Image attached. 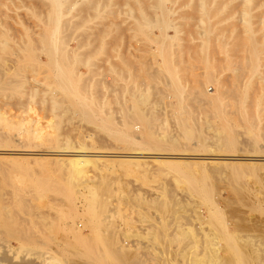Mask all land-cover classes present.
<instances>
[{
    "label": "rangeland",
    "instance_id": "1",
    "mask_svg": "<svg viewBox=\"0 0 264 264\" xmlns=\"http://www.w3.org/2000/svg\"><path fill=\"white\" fill-rule=\"evenodd\" d=\"M144 1L145 8H141L139 0H103L100 4L107 5L105 11L99 12L93 7L80 12V5L89 7L91 0H66L62 6L65 13L60 14L51 0H0V135L8 136L13 149L21 143H31L32 147L25 149L33 153L80 148L86 153L96 151L100 153L97 163L102 166L99 170L90 163L79 173L67 160L56 162L51 155L29 154V151L0 155L2 203L13 205L11 194L17 184L23 188L21 196L28 198L30 213L34 214L31 222L27 219L23 222L31 227L33 241L29 239L30 243L19 237L21 226L3 228L0 225V264H31L33 258L36 264H128L122 259H109V251L120 247L126 252L124 256L128 254L127 261L135 255L141 264H158L159 261V264H190V261L195 264L212 251L215 257L229 256L225 241L218 238L220 230L224 229L222 223L227 232L238 236L237 242L240 246L243 244L244 252L249 250L246 253L253 255L257 246L264 247L261 239L264 237V0H210L213 12L201 8L198 0ZM56 21L58 28L54 30ZM66 21H71L70 25L61 27ZM49 40L53 41L54 49L57 48L59 58L64 48L68 56L70 54L69 88L62 89L58 72L47 67ZM255 43L262 46V53L254 72L249 60ZM27 46L30 51L25 55ZM170 51L173 56H165V52ZM207 73L211 74V81L206 80ZM20 75L27 79L25 87L17 84ZM163 82L183 86L184 98L191 101L196 100L198 84L208 94L213 93L216 86L222 93L220 99L231 103L222 108L226 120L211 116L204 104L193 102L187 107L191 110L189 113L197 116L189 125L193 131L203 133V143L208 146L207 150L195 151L206 156L195 152L187 156L225 155L213 152L218 149L211 135L224 132V124L229 123L231 131L237 135L235 155L260 159L235 164L239 168L236 177L231 179L232 184L226 174L230 170L217 166L224 163L223 160L186 159L184 161L200 162L192 163L193 166L182 162L178 166L181 171L164 164H152L150 159H140L142 163L135 159L116 163V158L109 157V153L150 151L147 144L128 142L132 138L109 135L121 130L127 121L142 124L134 119L137 106L130 102L134 93L139 99L151 102L140 109L142 115L152 112L153 132H180L173 118L180 109L174 103L180 98L162 89ZM239 92L243 94L240 97ZM79 96L89 102V110H94L88 113L93 116L91 120L76 111L75 101ZM241 97L249 102L240 105ZM158 102L170 104L160 107ZM158 112L165 116L158 119ZM248 123L252 127L246 128ZM8 124H15L17 128L9 129ZM21 125L22 132L31 134L38 130L39 137L20 136L18 126ZM184 143L194 146L195 140ZM110 158L113 162L107 160ZM39 176L48 177L52 187L71 190L70 202L73 200L75 206L69 205V200L64 202L68 207L73 205L81 216L76 214L73 219L76 210H70L73 220L60 219V209L67 208L69 212L64 196L52 190L38 196L39 189L24 185ZM103 177L105 189L95 192ZM94 194L96 199L89 202ZM58 195L62 197L59 203L53 201V198L60 199ZM58 206L60 209L56 208ZM40 211L52 212L64 223L52 214H48L52 218H41ZM86 218L91 221L87 222ZM47 220L58 221L54 231L61 224L64 228H58L56 235L53 230L50 234L48 226L56 222L52 225V221L47 222V225ZM213 224L220 228L219 232ZM177 229L183 230V240L178 235V239L171 241L172 237L166 233ZM158 230L165 231L162 238ZM45 232L51 236L49 239L45 238ZM71 234H77L78 239ZM178 251L182 252L181 256L177 255ZM190 257L194 258L190 260ZM250 261L255 262V259L250 258Z\"/></svg>",
    "mask_w": 264,
    "mask_h": 264
},
{
    "label": "bare ground",
    "instance_id": "2",
    "mask_svg": "<svg viewBox=\"0 0 264 264\" xmlns=\"http://www.w3.org/2000/svg\"><path fill=\"white\" fill-rule=\"evenodd\" d=\"M52 2H53V5H54V7H55V10H56V12L57 13H60V14H64L65 13V10H64V8L62 7L63 6V4L66 2V0H51ZM103 0H91V2H90V5H89V7L87 6V7H85L84 6V4H81L80 5V12H83L84 10H86V9H88V8H96V10H98L99 12H101V11H105L106 10V8H107V5L105 4V3H101L100 4V2H102ZM139 2H140V5H141V8H142V6L144 7L146 4H145V1L144 0H139ZM72 4H74V3H72ZM76 4V3H75ZM98 4V5H97ZM198 5L201 7V8H203V9H208V11H210V12H213V7H212V5H211V1L210 0H198ZM73 6V5H72ZM68 8V7H67ZM145 8V7H144ZM73 8H71L70 9V11L72 10ZM140 9V8H139ZM69 10V9H68ZM141 10V9H140ZM108 12H112L111 10H108ZM168 12V11H167ZM55 13V12H54ZM58 17H59V14H58ZM158 18V17H157ZM59 21V20H58ZM70 22L71 21H66V22H62L60 25H61V27L62 26H69L70 25ZM57 23H59V22H55V24H53V29L55 30V29H57L58 28V25H56ZM102 26V25H101ZM60 27V26H59ZM169 27V26H168ZM176 28V27H175ZM55 32V31H54ZM176 36V35H175ZM46 37V36H45ZM166 38H168V37H170V36H168V35H166L165 36ZM51 42H53V41H51V40H49V42H48V44H47V67L48 68H54L55 69V72L57 71L58 72V74H59V81H61L60 82V87L62 88V89H66L68 86H69V84H68V71H67V62H68V57L70 56V54H69V56H68V51L64 48V49H62V53H61V58H59V54L57 53V48H55L54 49V46H52L51 45ZM27 43H29V42H27ZM53 44V43H52ZM159 46V45H158ZM29 46H27L26 48H25V55L27 54V52L28 51H30V49L28 48ZM171 49V48H170ZM261 53H262V46L260 45V44H257V43H255L254 45H253V47H252V51H251V57H250V60H249V64L251 65V69H252V71H256L258 68H257V63H258V60H259V57H260V55H261ZM169 55H171V56H173V53H171V51H170V53L169 52H165V56H169ZM39 64V63H38ZM44 66V65H43ZM46 67V66H45ZM52 68V69H53ZM249 68V67H248ZM53 69V70H54ZM56 72V73H57ZM54 73V72H53ZM51 75H53V74H51ZM205 78H206V80L207 81H211V79H212V76H211V74L210 73H207V75L205 76ZM54 80H56V79H54ZM248 80H250V79H248ZM27 81V79L26 78H24V76L22 75H20L19 76V78L17 79V84H18V86H21V87H25V82ZM163 80H161V82H162ZM54 83H55V81H54ZM214 83V82H213ZM179 85V84H178ZM69 88V87H68ZM162 89H164V90H167V91H171V93H174V96L175 97H179L180 99H179V101H177L176 103H174V104H176L177 106H179L180 107V109H177V112L178 113H176V114H173V118H174V121H175V125H177V127H179V129H180V132L179 133H176V134H170V133H168V132H164V133H158V134H156L155 132H153V124L151 123V119H152V112H149V114H144V115H142L141 114V112H142V110L140 109V107L143 105H148V104H150L151 102L150 101H147V100H141V99H139L138 98V96H136V94L134 93V94H132V100L130 101L132 104H135L136 106H137V109H136V111H135V120L136 121H139V122H142V124H140V123H134V122H132V123H128V121H127V123L125 124V125H123L122 126V128H121V130H119V131H117V130H115V131H112V132H110V136H112V137H116V138H119V139H122V138H124V137H126V138H132L131 140L129 139V141L128 142H130V143H132V144H135V145H137V144H147V146H148V149L147 150H150V151H147V152H145V151H139V150H137V149H135V151H131V152H125V151H121L120 153H114V154H108V155H110L109 157H113L115 160H117L116 161V163L119 161V162H121V161H124L125 160V162L127 161V160H131V159H135L137 162H140L139 160L140 159H150L151 161H152V164L153 163H156V164H164V165H168L169 166V168H171V167H173L174 169H178V168H180V167H178L179 165H180V163L182 164V162H190V161H184V160H186V159H196L197 160V158H198V160L199 159H216V160H223V162L224 163H216V164H218L217 166H221V167H227V169L228 170H230L229 171V173L228 172H226V174H227V177H229L230 178V181H231V179H234L235 177H236V175L238 174L237 173V170H238V168L239 167H237L235 164H240V161H254V160H257V159H260V158H245V157H241V156H238V155H235V152H237L238 150V148L236 147V145H238L237 144V141L235 140V138H236V133H234V132H232L231 130H232V128L230 129V125H229V123H228V125H226V124H224V126H225V128H226V130L224 131V132H217V133H214L213 135H211V137L213 138V139H216L215 140V147H217V149H218V151H213V152H224V153H226L225 155H221L222 153H214V156H210V157H205L206 155H205V153H201V154H199V153H196L195 151H197L198 149H202V150H207L208 149V146L206 145V144H204L203 143V139H204V135H203V133L201 134L200 132H198V130L197 131H193V129H192V126H190L189 125V121H192V120H194V119H196V117L192 114V113H189V112H191V110L190 109H187V107H189L193 102H197V103H199V104H204V105H206L208 108L207 109H205L206 111H209V112H211L212 113V115L211 116H213V117H218V116H220V117H222L223 118V120L225 119V116L222 114V112L224 111L222 108L224 107V106H226V105H228V104H231V103H226L225 101H222L220 98H221V95H222V93L220 92V91H218V89H217V87L215 86L214 87V92L213 93H211V94H208L205 90H203L202 89V87H201V85L200 84H198L197 85V88L195 89L196 90V92H195V95H196V100H194V101H191V100H189V99H185L184 97V91H185V88L182 86V87H180V85L179 86H177L175 83H172L171 84V82H163V87H162ZM73 91V90H72ZM246 91V90H245ZM158 93L159 94H162V92H160L159 91V89H158ZM73 94V93H72ZM239 94V97L240 96H242L243 94L241 93V92H239L238 93ZM78 95V94H77ZM163 96H164V93H163ZM166 97V96H165ZM79 99V102H76V101H78V100H76L75 101V103H76V105H77V108H76V111H78L80 114L82 113V114H84L89 120H91L92 119V117L93 116H91L90 114H88L89 112H94V110H89V108H88V104H89V102L87 101V102H85L84 100H82V99H80L81 97L79 96L78 97ZM199 98V99H198ZM74 99H76L75 97H74ZM91 102V101H90ZM249 102V101H248ZM248 102H246V100L245 99H242V97L239 99V104L240 105H245V104H247ZM159 103V102H158ZM167 103V102H166ZM165 102H162V103H159L160 104V107H162L163 106V104L165 105L166 104ZM170 103H167L166 105H169ZM172 104V103H171ZM87 106V107H86ZM89 106H91V105H89ZM88 108V109H86V108ZM172 107V106H171ZM166 111V110H165ZM175 112V111H174ZM159 113V112H158ZM170 114V113H169ZM93 115V114H92ZM171 115V114H170ZM84 116V117H85ZM102 116V115H101ZM128 116H131V115H128ZM161 116H165V115H162L161 113H159L158 114V119H161ZM194 116V117H193ZM210 116V115H209ZM95 117L96 118H98V116L97 115H95ZM133 117V116H132ZM164 118V117H163ZM198 118H199V116H198ZM1 119V118H0ZM129 119V118H128ZM157 119V118H156ZM247 122L249 121V117L247 116ZM220 120H221V118H220ZM226 120V119H225ZM132 121V120H131ZM25 122V121H24ZM21 123V122H20ZM193 125V124H192ZM205 125V124H204ZM9 129H14V128H17V125H15V124H8V125H6ZM215 126V125H214ZM222 126V125H221ZM101 127H105L104 125L102 126L101 125ZM114 127V126H113ZM198 127V126H197ZM223 127V126H222ZM245 127L246 128H250V127H252V125L250 124V123H248L247 125H245ZM30 128V127H29ZM167 128V127H166ZM22 129H23V125H21V126H18V131H19V135L21 136H28V135H31V136H34V137H39V135H40V133H39V131L38 130H36L35 132H33V133H31V134H29V133H24V132H22ZM116 129V128H115ZM198 129V128H197ZM219 129V128H218ZM224 129V128H223ZM247 130V129H246ZM248 131V130H247ZM250 131V130H249ZM23 133V134H22ZM250 135L252 136V133H250ZM137 138H140L141 139V141H140V139H139V141L137 140ZM9 138H8V136L7 135H4V136H2V135H0V155H9V154H23V153H26L27 151H32V150H28V149H25V148H31L32 147V144L31 143H29V142H24V143H21V145H19L18 146V148H12V146H10L11 144H12V141H10V140H8ZM143 140H146V141H143ZM192 140H195V143H194V146H193V144L192 145H187L186 143H184V142H190V141H192ZM123 141H126V140H123ZM193 143V142H192ZM13 147H15V146H13ZM237 148V149H236ZM35 150V149H34ZM38 150V149H37ZM237 150V151H236ZM50 153H44V152H41V153H33V152H30L29 154H37V155H51V156H53V159L56 161V162H58L59 160H67L69 163H71L72 164V166L77 170V171H79V173H80V171H81V169L85 166L86 167V165H88V164H93V165H95V167L97 168V169H99V170H101L102 169V166H101V164H98L97 163V161H99V155H100V153L98 154H96V151H91V152H89V153H86V151H83V150H81V148L79 149V150H74V151H69V150H54V151H49ZM98 152V151H97ZM101 152V151H100ZM193 152H195L197 155H205V156H187V154H191V153H193ZM102 153H103V151H102ZM223 153V154H224ZM27 154V153H26ZM186 154V155H185ZM189 154V155H190ZM213 154V153H212ZM211 154V155H212ZM105 155V154H104ZM103 155V156H104ZM194 155V154H193ZM210 155V154H209ZM253 155V154H252ZM208 156V155H207ZM107 157V156H106ZM101 158V157H100ZM107 159V160H112V162H113V159ZM130 158V159H129ZM216 160H215V162H216ZM264 160V159H263ZM134 161V160H133ZM133 161H132V163H133ZM142 162H144L143 160H141ZM151 161H150V163H151ZM212 161V160H211ZM108 162V161H107ZM135 162V161H134ZM137 162H135V164L137 163ZM142 162H140V163H142ZM147 162H149V160L147 161ZM200 162V161H199ZM199 162H197V163H195L194 161L193 162H190L191 163V165H192V163L194 164H198ZM204 162V161H203ZM202 162V163H203ZM205 162H208V161H205ZM214 162V161H213ZM218 162V161H217ZM100 163H102L103 164V162H102V159H101V161H100ZM105 163V162H104ZM127 163H129L128 161H127ZM130 163H131V161H130ZM139 163V164H140ZM146 163V162H145ZM145 163H143V165L145 164ZM134 164V165H135ZM138 164V163H137ZM185 164V163H184ZM121 165V164H120ZM141 166H142V164H140ZM145 165H147V164H145ZM144 165V166H145ZM155 165V164H154ZM186 165L187 166H190V164L189 163H186ZM185 165V166H186ZM122 166V165H121ZM156 166V165H155ZM163 166V165H162ZM193 166V165H192ZM192 166H191V168H192ZM158 167V166H157ZM205 167H207V166H205ZM237 167V168H236ZM138 169H140V166L139 167H137ZM172 169V168H171ZM173 169V170H174ZM207 169V168H206ZM131 170V169H130ZM170 170V169H169ZM192 170V169H191ZM177 171H181V168L180 169H178ZM224 171V170H223ZM216 172V171H215ZM225 172V171H224ZM79 173H77V174H79ZM179 173V172H178ZM180 173H183V172H180ZM5 174V173H4ZM225 174V173H224ZM26 175V174H25ZM102 176H104V175H102ZM226 176V175H225ZM26 177V176H25ZM35 177V176H34ZM106 178V177H105ZM4 179V178H3ZM2 179V180H3ZM50 179L48 178V177H46V176H44V177H40L39 176V178H35L34 180L31 178L29 181H27V182H25V184L24 185H27V186H30V187H34V188H36V189H39L40 191H39V193L40 194H37L38 196H43L42 194L44 193V192H46L47 190L48 191H53V192H58L59 194H61L62 196H64V200H63V202L64 201H66V202H68L67 200H69V202H68V204L69 203H71V204H73L74 205V202H73V200H71L72 202H70V199H72L71 197L73 196V192H71V190H69L68 188H61V187H58V186H54L53 185V187H52V184H51V182L49 181ZM4 181V180H3ZM193 181H195V180H193ZM233 181V180H232ZM232 181H231V184H232ZM99 182H101V181H99ZM7 183V182H6ZM105 183V179H104V177H103V181H102V184H98L97 185V188L95 189V192H97V191H99V190H104L105 189V187H104V184ZM82 184V183H81ZM96 184V183H95ZM109 185V184H108ZM197 186V185H196ZM109 187V186H108ZM107 187V188H108ZM52 188V189H51ZM35 189V190H36ZM88 190V189H87ZM198 190V189H197ZM23 191V188L21 187V186H19V185H15V187H14V189H13V193L11 194V199H12V203H13V205L11 206V207H9V206H7V204L5 205V204H3L2 203V201H1V199H0V225L3 227V228H8V227H18V226H21V231L19 232V237L21 238V240H23V241H28L29 243H30V240H31V233H30V230H31V227L30 226H25V224L23 223V222H25V220L27 219L29 222H31V218H33V215L34 214H32V213H30V210H29V208H30V205L27 203V199H25L24 197H22L21 195V192ZM207 191V190H206ZM55 192V193H56ZM36 193V192H35ZM75 193V192H74ZM101 193V192H100ZM96 194V193H95ZM93 195L91 198H90V201L89 202H93L95 199H96V195ZM75 195V194H74ZM208 195V194H207ZM58 196H60V195H58ZM122 197V196H121ZM59 198V197H58ZM57 198V200H56V198H53V199H55V200H53L54 202H57L58 200H59V202H60V200H61V196H60V199H58ZM98 198V197H97ZM207 198V197H206ZM209 198V197H208ZM209 200V199H208ZM212 200V199H211ZM49 201H50V199H49ZM52 200H51V203L53 202ZM98 201V200H97ZM53 202V203H54ZM59 202H57V203H59ZM62 202V201H61ZM66 202H64L65 204H66ZM206 202H209V201H206ZM211 202V201H210ZM50 203V204H51ZM56 203V204H57ZM159 203V202H158ZM49 204V203H48ZM56 204H55V206H56ZM61 205L63 204V203H60ZM64 204V205H65ZM71 204H69V205H71ZM133 204V203H132ZM141 204V203H140ZM213 204V203H212ZM10 205V204H9ZM47 205V204H46ZM52 205V204H51ZM61 205H60V208H62L61 207ZM68 205V206H69ZM70 206V207H68L67 206V204H66V207H68V210H69V212H67V208L64 210L63 208L62 209H60L59 208V206L58 207H56V208H59L60 209V211H58V209H57V211H58V213H60L59 215H58V217H61L60 219H63L64 221H66L67 220V218L68 219H70L71 217V215L72 214H69V213H72L73 212V210H76L75 208H74V206ZM160 205V204H159ZM63 206V205H62ZM64 208H65V206H63ZM73 209H72V208ZM93 207H94V205H93ZM93 207H92V210H93ZM167 207V206H166ZM46 208H47V206H46ZM51 208H53V206L51 207ZM71 208V209H70ZM168 208V207H167ZM215 210H218V207H216L215 206ZM47 209H49V207L47 208ZM53 209H55V208H53ZM52 210V209H51ZM50 210V211H51ZM70 210H72V212H70ZM170 210V209H169ZM187 210V209H186ZM192 210V209H191ZM209 210V209H208ZM44 211V210H43ZM41 212L40 211V217L41 218H44V219H47V218H52L54 215H53V213L51 212V214H52V217H48V214L50 213H48L47 212V214H45L44 212ZM45 211H49V210H45ZM63 211H66V212H63ZM94 211V210H93ZM207 211V210H206ZM53 212H55L54 210H53ZM76 212H78L77 210H76ZM74 213L73 212V214L74 215H72V218L77 214H79L78 216H81V213ZM84 212V211H83ZM168 212V211H167ZM56 213V212H55ZM57 213V214H58ZM63 213V214H62ZM88 213V212H87ZM170 213H172V212H170ZM51 214H49V215H51ZM90 214H92L91 212H90ZM95 214V213H94ZM173 214V213H172ZM195 214V213H194ZM208 214V213H207ZM62 215V216H61ZM231 215V214H230ZM24 216V217H23ZM83 216V215H82ZM89 216V215H88ZM87 216V217H88ZM208 216V215H207ZM210 216V215H209ZM56 215L54 216V218H57V220H59V222L61 223L62 221H60V219L58 218ZM63 217V218H62ZM170 217H171V215H170ZM177 217H178V215H177ZM176 217V218H177ZM53 218V219H54ZM65 218V219H64ZM75 218V217H74ZM73 218V219H74ZM90 218H92L91 216H90ZM89 218V219H90ZM172 218V217H171ZM170 218V219H171ZM196 218V217H195ZM215 218H217V217H215ZM214 218V219H215ZM73 219H70V220H73ZM87 219V222H89V221H91V220H88V218H86ZM238 219V218H237ZM43 220V219H42ZM49 220V219H48ZM48 220L46 221V224L48 225V223H50L51 221H52V223H50L51 225L53 224V223H55L57 220H55V222H53L54 220H50V222H48ZM215 221V220H214ZM240 221V220H239ZM48 222V223H47ZM58 222V221H57ZM57 222H56V224L55 225H52L51 227L50 226H48L50 229H48V233L50 232V234L51 233H53L52 232V230L54 231V226H56L57 225ZM73 222V221H72ZM158 222V221H157ZM59 223V224H60ZM62 223H64V222H62ZM66 223V222H65ZM168 223H170V222H168ZM178 223V222H177ZM212 223H214L215 224V222H212ZM211 223V224H212ZM216 223L217 224H219L217 221H216ZM49 224V225H50ZM91 223H89V225H90ZM213 224V225H214ZM13 225V226H12ZM23 225V226H22ZM65 225V224H64ZM69 225V224H68ZM67 225V226H68ZM212 225V226H213ZM72 226V225H71ZM175 226V225H174ZM214 226H216V225H214ZM222 229L223 230H220V228L219 229H217L218 227L216 226L215 228L217 229V231L218 230H220V233H219V235H218V238H219V236L221 237V239L222 240H224L225 241V243H226V249H227V251L229 252V256H227V257H222V258H219L218 256H214V254H212L213 253V251L211 252V256H212V259H209V254L208 253H205V254H208L206 257L204 256V260L202 261V262H199V261H195V260H193V261H195V264H264L263 262H264V247H261L260 245L259 246H257L256 247V249H255V247L253 248V249H255V251L253 252V255H250V254H248V253H246V252H248L249 250H247V251H245L244 252V250H242V247H243V244H242V246H240L239 244H238V242L237 241H239L238 240V236H235V235H233V234H231V233H229V232H227L226 231V229H225V226L223 225V223H222ZM262 226V225H261ZM47 227V228H48ZM53 227V228H52ZM58 228V230H61L62 228H64L63 227V224H61L60 226H57ZM233 227V226H232ZM19 228V227H18ZM67 228V227H66ZM69 228V227H68ZM173 228V227H172ZM242 228V227H241ZM57 229L55 228V230L56 231H54V233L53 234H55L56 232L58 233V231H57ZM196 229V228H195ZM0 230H1V228H0ZM3 230V229H2ZM11 230V229H10ZM79 231V230H78ZM183 231V230H182ZM180 232V230H176V231H172V232H167L166 234H168V235H166V236H171L172 237V239H171V241H174L175 239H178V235L179 236H181L180 238H182V236H183V233L184 232ZM47 232V231H46ZM45 232V238H48L49 239V237H51V236H49L48 237V233H46ZM158 232H159V237L160 238H162L161 236L162 235H164L165 234V231H162V232H160L159 230H158ZM216 232V231H215ZM219 232V231H218ZM56 233V234H57ZM70 233H71V231H70ZM148 233V232H147ZM151 233H152V231H151ZM217 233V232H216ZM10 234V233H9ZM44 234V233H43ZM46 234H48V235H46ZM52 234V235H53ZM55 234V235H56ZM172 234V235H171ZM188 234V233H187ZM195 234V233H194ZM211 234H213V233H211ZM58 235H60V234H58ZM57 235V236H58ZM71 235H73V234H71ZM75 235V234H74ZM73 235V237H75V238H77L78 236H77V234H76V236H74ZM133 235V234H132ZM153 235V234H152ZM185 235V234H184ZM54 236V235H53ZM63 236V235H62ZM70 236V235H69ZM82 236V235H81ZM128 236V235H127ZM139 236V235H138ZM154 236V235H153ZM258 235H256V237H257ZM260 236H262V235H260ZM260 236H258V237H260ZM60 237V236H59ZM80 237V236H79ZM57 238V237H56ZM61 238V237H60ZM84 238V237H83ZM159 238V239H160ZM196 238V237H195ZM208 238V237H207ZM206 238V239H207ZM217 238V239H218ZM263 238V240H264V237L262 236L261 237V239ZM30 239V240H29ZM47 239V240H48ZM78 239V238H77ZM215 239V238H214ZM254 239L256 240V238L254 237ZM259 239V238H258ZM80 240H81V238H80ZM161 240V239H160ZM182 240H183V238H182ZM211 240V239H210ZM31 241H33V240H31ZM170 241V240H169ZM195 241V240H194ZM197 241V240H196ZM195 241V242H196ZM223 241V242H224ZM245 241H246V239H245ZM250 241V240H249ZM261 241V240H260ZM25 242V243H26ZM85 242V241H84ZM106 242H107V240H106ZM162 242V241H161ZM191 242V241H190ZM206 241H204V243H205ZM219 242V241H218ZM24 243V242H23ZM197 243V242H196ZM201 243V242H200ZM27 244V243H26ZM212 243H210V245H211ZM248 244V243H247ZM255 244V243H254ZM253 244V245H254ZM258 244V243H257ZM71 245V244H70ZM108 245V244H107ZM106 245V246H107ZM187 245V244H186ZM203 245V244H202ZM246 247H247V245L246 244H244ZM252 245V244H251ZM250 245V246H251ZM109 246L110 245H108V249H109ZM182 246V245H181ZM188 246V245H187ZM198 246V245H197ZM221 246H223V245H221ZM244 246V247H245ZM250 246H248L249 247V249H250ZM264 246V245H263ZM75 247V246H74ZM186 247V246H185ZM192 247H193V245H192ZM195 247V246H194ZM209 247V246H208ZM216 247V246H215ZM3 248V247H2ZM112 248V247H111ZM158 248V247H157ZM180 248V247H179ZM188 248H190L191 249V247L190 246H188ZM210 248V247H209ZM208 248V249H209ZM218 248H222V247H218ZM225 248V247H224ZM66 249V248H65ZM197 249V248H196ZM214 249V248H213ZM212 249V250H213ZM252 249V250H253ZM14 250V249H13ZM126 250V249H125ZM184 250H187V249H184ZM210 251H211V249H209ZM208 250V251H209ZM223 250V249H222ZM252 250H251V252H252ZM131 250H129L128 252H130ZM181 251H183V250H181ZM217 251H218V249H217ZM216 251V252H217ZM226 251V250H225ZM226 251V252H227ZM186 252V251H185ZM250 252V251H249ZM4 253V252H3ZM3 253H1V254H3ZM160 253V252H159ZM178 254V256H181V253L178 251L177 252ZM187 253V252H186ZM189 253V252H188ZM193 253H195V252H191V254H193ZM214 253H215V251H214ZM5 254V253H4ZM130 254V253H129ZM134 254V253H133ZM171 254V253H170ZM185 254V253H184ZM184 254H182V256L184 255ZM196 254V253H195ZM204 254V253H203ZM204 254V255H205ZM108 255H109V259L111 258L112 260H115V261H117V260H123L124 262H126V263H128V264H130V262L132 263V264H141L140 263V261L138 260V258L136 257L135 258V255H133L134 257H130L131 259L129 260V261H127L128 260V258L126 259V257L128 256V254H127V256H124V255H126V252L124 253V250H123V248H119L118 250L116 249V250H111V251H109V253H108ZM165 255H166V253H165ZM177 255H176V257H177ZM202 255V254H201ZM174 256V255H173ZM173 256H172V258H173ZM185 256V255H184ZM188 256V255H187ZM224 256H225V254H224ZM39 257V256H38ZM129 257V256H128ZM197 257V256H196ZM196 257H195V259H196ZM201 258H202V256H200ZM214 257V258H213ZM221 257V256H220ZM9 258H10V255H9ZM13 258V257H12ZM165 258V257H164ZM164 258H162L163 260H164ZM171 258V257H170ZM191 258L192 257H190L189 259L191 260ZM194 258V257H193ZM192 258V259H193ZM201 258H199V259H201ZM211 258V257H210ZM250 258H253V259H255V262H251L250 261ZM6 259H8V258H6ZM74 259V258H73ZM178 259V258H177ZM181 259H183V257L181 258ZM33 261H34V258L32 259ZM53 260H55L54 258H53ZM163 260H162V262H163ZM187 260V259H186ZM185 259H184V261H186ZM32 261V262H33ZM51 261V260H50ZM49 261V262H50ZM158 261H159V259H158ZM164 261H167V260H164ZM170 261H172V260H170ZM179 261H180V259H179ZM189 261V260H188ZM9 262V261H8ZM20 262V261H19ZM26 262V261H25ZM32 262H31V264H32ZM46 262V261H45ZM52 262V261H51ZM112 262V261H111ZM161 262V263H162ZM177 262V261H176ZM182 262H183V260H182ZM187 262V261H186ZM21 263H23V262H21ZM33 263H35V262H33ZM37 263V262H36ZM35 263V264H36ZM54 263V262H53ZM75 263V262H74ZM159 263H160V261H159ZM158 263V264H159ZM194 263V262H193ZM39 264V263H38ZM72 264V263H71ZM164 264V263H163ZM167 264H169V263H167ZM178 264H180L179 262H178ZM182 264V263H181ZM188 264V263H187ZM190 264H192L191 263V261H190Z\"/></svg>",
    "mask_w": 264,
    "mask_h": 264
}]
</instances>
